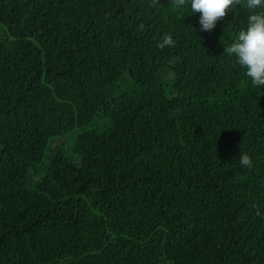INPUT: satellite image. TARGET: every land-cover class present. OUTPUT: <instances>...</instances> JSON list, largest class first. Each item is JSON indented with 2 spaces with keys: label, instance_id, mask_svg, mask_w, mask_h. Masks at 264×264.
<instances>
[{
  "label": "trees",
  "instance_id": "1",
  "mask_svg": "<svg viewBox=\"0 0 264 264\" xmlns=\"http://www.w3.org/2000/svg\"><path fill=\"white\" fill-rule=\"evenodd\" d=\"M159 3L0 0V264H264L249 13Z\"/></svg>",
  "mask_w": 264,
  "mask_h": 264
},
{
  "label": "clouds",
  "instance_id": "2",
  "mask_svg": "<svg viewBox=\"0 0 264 264\" xmlns=\"http://www.w3.org/2000/svg\"><path fill=\"white\" fill-rule=\"evenodd\" d=\"M243 5L248 11L246 27L234 35L233 42L225 44V55L235 57L236 63L246 69L245 75L252 86H264V0H170L173 10L191 8L192 13H199L201 31L215 29L217 22L226 17L228 11L237 5ZM159 0H150L149 7L156 8ZM144 24L139 25L144 30ZM160 49L174 47L175 41L170 33H165L156 45ZM239 163L251 169L252 158L241 152Z\"/></svg>",
  "mask_w": 264,
  "mask_h": 264
},
{
  "label": "rangeland",
  "instance_id": "3",
  "mask_svg": "<svg viewBox=\"0 0 264 264\" xmlns=\"http://www.w3.org/2000/svg\"><path fill=\"white\" fill-rule=\"evenodd\" d=\"M99 129L100 130H103L105 127H104V124H100L98 125ZM82 132V128H78L76 130H74L73 132H71L68 137H66V139L68 140L67 143H66V146H65V150H66V153L69 155V156H73V153L70 151V145H71V142H73V140L75 139V137L80 134Z\"/></svg>",
  "mask_w": 264,
  "mask_h": 264
}]
</instances>
